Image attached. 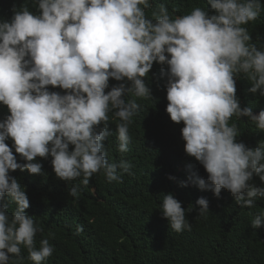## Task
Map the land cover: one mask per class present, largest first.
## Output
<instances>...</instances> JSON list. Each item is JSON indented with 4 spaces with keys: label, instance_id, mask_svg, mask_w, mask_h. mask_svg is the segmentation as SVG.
I'll list each match as a JSON object with an SVG mask.
<instances>
[{
    "label": "clouds",
    "instance_id": "9594fccd",
    "mask_svg": "<svg viewBox=\"0 0 264 264\" xmlns=\"http://www.w3.org/2000/svg\"><path fill=\"white\" fill-rule=\"evenodd\" d=\"M11 11L0 20V106L7 109L0 119V264H44L55 251L48 238L37 243L44 228L28 215L26 188L11 173L44 176L37 158H51L73 198L95 174L109 183L132 174L134 164L111 159L104 142L115 135L116 150L129 152L142 102L156 103L154 64L165 81L166 113L183 124L184 152L207 173L202 178L188 165L180 186L217 198L226 190L249 209L264 198V140L248 147L237 123L247 118L264 133V110L254 114L237 96L243 79L264 98V42L249 30L264 13L262 0H206L182 15L156 0H24ZM161 197L159 212L177 233L191 230L188 212H210L204 197L187 209L171 193ZM262 226L259 212L251 227Z\"/></svg>",
    "mask_w": 264,
    "mask_h": 264
},
{
    "label": "trees",
    "instance_id": "16d2710c",
    "mask_svg": "<svg viewBox=\"0 0 264 264\" xmlns=\"http://www.w3.org/2000/svg\"><path fill=\"white\" fill-rule=\"evenodd\" d=\"M23 2L0 0V20L10 19L13 5ZM156 2L165 3L176 15L195 6H206V0ZM249 30L253 41L264 42V13L252 22ZM149 76L156 103L142 102V110L131 125L133 140L129 152L122 156L116 150L115 135L104 142L111 159L123 158L134 164L132 174H124L122 182L109 183L98 173L86 188L81 187L79 198H73L68 195L72 184L67 185L55 176L51 158H37L43 165L44 176L18 170L11 173L26 188L28 215L37 217L44 228L43 233L37 234V243L48 238L55 248L44 264H264V226L251 227L254 215L264 212V198L249 209L236 205L226 190L217 198L211 191H201L193 185L180 186V181L187 179L188 165L202 178L206 179L207 173L184 152L183 124L173 123L166 113L168 102L160 66L154 64ZM115 83L110 81V86ZM249 87L247 81L238 80L237 96L241 107H252L254 114H258L264 110V98L251 94ZM6 115L7 109L0 106V119ZM241 120L237 122L243 133L239 140L248 147H256L264 140V133H258L247 118ZM109 130L115 134V122ZM8 143L11 146L12 142ZM254 182L260 185L258 178L254 177ZM168 193L181 201L185 209L196 206L197 199L204 197L210 212L203 217L196 211L188 212L191 230L177 233L159 212L161 195ZM77 225L83 227L79 234ZM24 255L26 258L27 253ZM25 264L31 262L25 259Z\"/></svg>",
    "mask_w": 264,
    "mask_h": 264
}]
</instances>
